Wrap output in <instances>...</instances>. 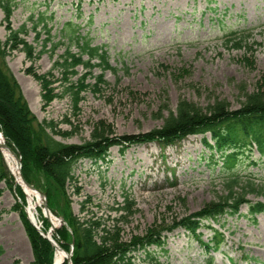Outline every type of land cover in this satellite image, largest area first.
<instances>
[{
	"label": "rangeland",
	"instance_id": "obj_1",
	"mask_svg": "<svg viewBox=\"0 0 264 264\" xmlns=\"http://www.w3.org/2000/svg\"><path fill=\"white\" fill-rule=\"evenodd\" d=\"M15 2L9 27L33 51L29 57L19 47L6 58V66L30 112L62 133L54 138L64 144L84 143L97 128L118 136L158 129L180 100L203 110L215 100L238 109L242 94L257 92L264 82V0ZM68 24L90 47L105 52L109 69L77 65L63 74L55 64L62 63L67 51L83 62L88 59L75 37L67 35ZM7 34L2 24L1 42ZM37 75H46L57 97L43 101ZM98 76L104 83L94 91ZM204 137L209 140V135ZM202 139L189 136L169 147H112L105 162L78 161L66 188L71 213L80 221L99 223L100 229L114 225L120 239L128 242L224 198L229 174L222 171L219 154L205 149ZM231 172L251 176L259 185L264 183V160L253 149ZM245 199L264 202L254 193ZM15 201L14 191L1 182L0 264H31L28 238L18 211L11 209ZM40 216L38 207L39 230ZM202 224L199 240L177 228L163 232L161 248L135 250L131 257L135 264H264V214L254 222L243 205L235 215ZM210 228L223 236L217 251L203 247L212 237Z\"/></svg>",
	"mask_w": 264,
	"mask_h": 264
},
{
	"label": "trees",
	"instance_id": "obj_2",
	"mask_svg": "<svg viewBox=\"0 0 264 264\" xmlns=\"http://www.w3.org/2000/svg\"><path fill=\"white\" fill-rule=\"evenodd\" d=\"M15 1L0 0V26L5 24L8 30L5 41L1 42L0 39V134L5 145L20 159V174L24 181L44 194L48 210L62 220L61 226L51 232V238L66 253L72 245L70 264H135L131 253L150 246L161 248L164 245L165 231L170 233L181 228L199 240L197 231L205 227L203 221H217L218 217L225 214L235 215L243 205L247 207V217L254 222L256 216L264 214V202L252 203L245 199L249 193L264 199V183L258 185L251 176L243 178L231 172L240 158H249L253 149L264 160V82L257 92L242 94L244 99L238 109L232 110L225 101L215 100L203 110L193 103L180 100L174 111H167V116L158 129L137 135L118 136L107 135L101 128H97L84 143L64 144L54 138L56 135L63 136L62 133L57 132L51 123L37 121L30 112L19 85L6 66V58L19 47H23L29 57L33 51L31 46L19 38V31H12L9 27ZM67 27V35L71 33L75 37V44L81 55H86L88 59L83 62L80 56L75 57L67 51L62 63L57 61L55 64L62 69L63 74L77 65L109 69L105 52L98 47H90L89 42L83 40L79 30L73 25L68 24ZM92 59L98 60V64H90ZM35 78L41 85L43 101L49 102L52 97H57L46 75H37ZM100 83H104L102 76L95 78V84L91 86L94 91ZM77 90H72L76 98ZM76 104L75 100L74 108ZM160 112L162 110L159 114ZM206 134L209 135V140L204 137ZM197 135L203 137L202 145L205 149L215 155L219 154L222 171L229 174L224 181L227 189L224 198L206 203L196 213L174 222L166 229H151L144 236L128 242L120 239L119 231L114 225L100 229L99 223L80 221L71 213L66 188L78 161L86 159L93 163L105 162L108 150L112 147L123 150L125 147L150 143L169 147L189 136ZM1 182L16 195L17 201L11 209L18 211L28 238L32 251L31 264H53L55 248L26 218L23 212V207L26 206L25 195L15 184L0 152ZM125 209L129 208L126 206ZM39 221L42 224L40 231L46 234L51 227L50 223L43 215ZM211 232L212 237L203 247L208 251H217L223 243V236L213 228ZM145 255L150 258L151 253ZM62 264H67L66 260Z\"/></svg>",
	"mask_w": 264,
	"mask_h": 264
},
{
	"label": "bare ground",
	"instance_id": "obj_3",
	"mask_svg": "<svg viewBox=\"0 0 264 264\" xmlns=\"http://www.w3.org/2000/svg\"><path fill=\"white\" fill-rule=\"evenodd\" d=\"M187 141L184 143V145H187ZM4 144V140L2 138V135L0 134V145ZM2 154L4 161L8 167V170L10 173L14 176L16 179V183H20L19 181V174H18V163L17 160L14 158V156L11 154V152L8 149H2ZM23 190L26 195V213L29 219L36 225L37 223V208L41 207V200L38 199V196L35 192L28 190L27 188L23 187ZM50 223L53 225V227L60 226V221L56 219L55 217H50ZM47 236L51 238V232L47 233ZM63 251V250H62ZM59 247L56 245V249L54 252L53 257V264H62L65 260V253L62 252Z\"/></svg>",
	"mask_w": 264,
	"mask_h": 264
},
{
	"label": "water",
	"instance_id": "obj_4",
	"mask_svg": "<svg viewBox=\"0 0 264 264\" xmlns=\"http://www.w3.org/2000/svg\"><path fill=\"white\" fill-rule=\"evenodd\" d=\"M2 149H8L10 152H11V154L14 156V158L17 160V163H18V176H19V181H20V183H18L19 184V186L23 189V187H25V188H27L28 190H31V191H33V192H35L36 194H37V196H38V199L39 200H41V202H42V206H43V215H44V217L45 218H47L48 220H49V222H50V217L52 216L51 215V213L49 212V210L47 209V207H46V202H45V196H44V194L43 193H41L40 191H38V190H36L35 188H33L31 185H29V184H27L25 181H24V179L22 178V176H21V174H20V168H21V166H20V159L18 158V156L13 152V151H11L5 144H2V145H0V152H1V154H2ZM2 156H3V154H2ZM15 179V178H14ZM15 182H16V179H15ZM24 191V190H23ZM25 193V192H24ZM26 210V209H25ZM28 217V216H27ZM28 219H29V217H28ZM60 222H61V220L60 219H58ZM29 221L31 222V224L32 225H34L35 227H36V229H37V231L41 234V236H43L44 238H46L49 242H51V244L53 245V246H55V249H56V245L54 244V242L52 241V239L51 238H49L48 236H47V234H43L38 228H37V226L29 219ZM55 227H53V225L51 224V228H50V230H49V232L51 231V230H53ZM60 249V248H59ZM61 250V249H60ZM62 251V250H61ZM63 252V251H62ZM65 253V252H64ZM70 257H71V251L69 252V253H65V260L67 261V264H70Z\"/></svg>",
	"mask_w": 264,
	"mask_h": 264
}]
</instances>
